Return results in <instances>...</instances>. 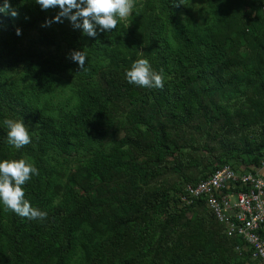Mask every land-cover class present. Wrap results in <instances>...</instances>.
<instances>
[{
  "label": "trees",
  "instance_id": "1",
  "mask_svg": "<svg viewBox=\"0 0 264 264\" xmlns=\"http://www.w3.org/2000/svg\"><path fill=\"white\" fill-rule=\"evenodd\" d=\"M9 2L18 14L0 12V160L37 167L23 189L47 217L0 204V264H255L204 199L184 206L180 196L226 164L264 165L262 0L247 11L248 0H208L211 26L193 15L183 22L176 0H136L127 23L94 37L67 17L46 25L59 7ZM36 28V44L23 50ZM74 50L86 53L82 70ZM138 58L162 70L163 88L127 83ZM6 118H22L32 142L9 145ZM194 131L208 139L202 157L212 165L200 178L188 173L201 160L184 150L199 149L188 140ZM198 204L209 214L188 218Z\"/></svg>",
  "mask_w": 264,
  "mask_h": 264
},
{
  "label": "clouds",
  "instance_id": "2",
  "mask_svg": "<svg viewBox=\"0 0 264 264\" xmlns=\"http://www.w3.org/2000/svg\"><path fill=\"white\" fill-rule=\"evenodd\" d=\"M43 9L59 7L60 11L52 21H46V25L54 22H62L61 17H67L74 28L82 29L89 36H96L97 28L100 31L111 32L117 29L119 20L128 17L136 6V0H35ZM183 0H176L177 6ZM73 9L75 11L73 12ZM11 12L12 16L18 13L11 8L9 0H4L0 5V12ZM21 30L17 29V35ZM69 58L76 62L80 70L85 68L86 53L74 50ZM127 83L139 87L163 88L164 77L162 70H154L150 62L145 58L136 59L125 71ZM7 128V143L16 149H20L31 141V135L23 119L6 118L3 121ZM39 171L35 165L26 160L4 159L0 160V204L5 210H10L22 218L29 220H44L47 212L33 207L25 198L23 186L33 175Z\"/></svg>",
  "mask_w": 264,
  "mask_h": 264
},
{
  "label": "built area",
  "instance_id": "3",
  "mask_svg": "<svg viewBox=\"0 0 264 264\" xmlns=\"http://www.w3.org/2000/svg\"><path fill=\"white\" fill-rule=\"evenodd\" d=\"M263 9H264V0ZM264 160V152H263ZM181 204L204 199L228 234L243 238L255 264H264V175L254 170H236L226 164L207 178L188 183Z\"/></svg>",
  "mask_w": 264,
  "mask_h": 264
},
{
  "label": "rangeland",
  "instance_id": "4",
  "mask_svg": "<svg viewBox=\"0 0 264 264\" xmlns=\"http://www.w3.org/2000/svg\"><path fill=\"white\" fill-rule=\"evenodd\" d=\"M252 1L253 0H248V4H246L244 6V9H243L244 11L251 9V2ZM183 4H184V9L180 12V18L183 22H185L188 19V17H190V15H193L203 25L211 26L213 24L212 15L208 10V0H183ZM233 9L235 11L237 10L234 5H233ZM128 17L121 19V21L127 23ZM29 32H31L30 35H26L23 38V42L19 43V45L21 46V48L23 50L31 49L33 47V45L36 44L37 38L40 34V32L38 31V28L30 29ZM245 46L243 47V53L244 54H245V52H247L246 51L247 46L246 47ZM40 48H45V50H47L48 52H50L52 54L57 53L55 46L45 47L44 45H40ZM248 95L249 94L246 93V96H243L242 98H237L235 101H233L232 107L238 108L242 103H246V99H247ZM188 140L190 143H196L199 146V149L194 150V149H192V147H188V148H185L184 150L189 151L193 157L201 160L200 165L197 166L196 168L191 169V171H189V173H188V176L200 178L203 174H205V173L207 174L209 172L207 165L212 167L211 163L208 164V160L202 157L204 154L205 155L207 154V152L203 149L204 148L203 146H204V144H206V142H208V139L205 136H202V134L194 131V132L189 133V139ZM234 164H236V163H234ZM217 165H218V163L216 161H214L213 166L215 167ZM235 168L238 170H241V169H239V166H237V164H236ZM164 178H167L170 182H172L173 184H176L177 187H179V185H181L185 180L184 176H182L176 172H169L168 174H166L164 176ZM199 214H209L207 207L202 205V204H198L194 207H188V212H187L188 218H194L195 216H198ZM228 235L236 238L235 235H232V234H228ZM238 242L239 243L235 245L236 246L235 251L238 253H240L242 251H247V247H246L245 242H243L241 239H239Z\"/></svg>",
  "mask_w": 264,
  "mask_h": 264
},
{
  "label": "crops",
  "instance_id": "5",
  "mask_svg": "<svg viewBox=\"0 0 264 264\" xmlns=\"http://www.w3.org/2000/svg\"><path fill=\"white\" fill-rule=\"evenodd\" d=\"M241 170H254L262 173L264 175V165L262 167H256L255 165H249L245 166L244 164H241Z\"/></svg>",
  "mask_w": 264,
  "mask_h": 264
}]
</instances>
